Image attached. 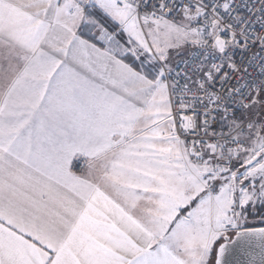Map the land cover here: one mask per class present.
<instances>
[{
	"label": "snow or ice",
	"instance_id": "snow-or-ice-1",
	"mask_svg": "<svg viewBox=\"0 0 264 264\" xmlns=\"http://www.w3.org/2000/svg\"><path fill=\"white\" fill-rule=\"evenodd\" d=\"M0 264H264V0H0Z\"/></svg>",
	"mask_w": 264,
	"mask_h": 264
}]
</instances>
